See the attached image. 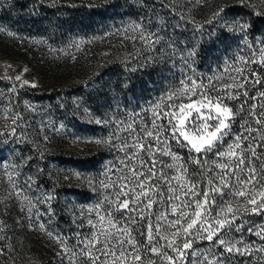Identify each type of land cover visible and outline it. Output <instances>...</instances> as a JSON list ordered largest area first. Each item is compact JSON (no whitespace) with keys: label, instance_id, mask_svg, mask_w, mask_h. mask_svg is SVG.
Wrapping results in <instances>:
<instances>
[{"label":"trees","instance_id":"trees-1","mask_svg":"<svg viewBox=\"0 0 264 264\" xmlns=\"http://www.w3.org/2000/svg\"><path fill=\"white\" fill-rule=\"evenodd\" d=\"M245 2L248 7L239 6V0H93L75 9H64L52 4L27 6L13 0V8L3 13L2 18L8 17L16 28L27 32H45L58 38L74 32L89 37V41L95 43L102 32L110 31L120 21L132 19L141 23L150 33H156L153 39L158 37L161 41L154 48H146L136 36L134 41L129 40L128 55L121 53V48H113L109 59L76 83L50 91L39 86H27L5 95L7 103L17 111L13 122L15 129L7 134L12 142L7 152L13 156L22 172L31 176L54 197L50 200V207L55 224H68L75 204L90 195V190L57 184V173L52 161L70 160L79 170L94 171L98 168L102 149L77 157L56 154L43 160L36 146L37 136L26 132L28 120L24 119L25 100L48 103L49 109L60 116L59 120L71 133L101 136L105 134L106 128H110L112 136L113 133H120L123 134L121 137H127L126 132L118 131L121 122L125 127L135 122L137 132L145 124L151 127L154 111L162 114L169 110L172 103L188 98L187 95L179 99L177 96L186 87H192L191 79H195L197 85H203L205 89L209 84L216 88H235L243 84L244 87L238 89L241 93L238 99L224 101L233 112L232 134L224 139V146H218L217 150L227 151V146L233 144L235 136L240 135L241 148L256 169L257 185L264 186V58L259 51L264 45L257 44L251 50L247 46L252 43L253 37L259 39L264 33V20L252 14L264 11V0ZM229 5L234 7L224 18H214L213 14L220 7ZM234 19L254 21L255 31L241 33L239 29L229 30ZM226 22L229 29L223 28ZM66 27L67 32L64 30ZM193 48L198 55L188 59L190 67L185 68V58ZM185 77L190 79L186 84L181 83ZM255 80L260 82L252 83ZM245 91L247 96L243 95ZM232 94L235 95V92ZM209 95L215 98L216 93L209 92ZM97 120L101 123H96ZM248 129L252 130L250 135ZM164 135L167 136L168 132ZM244 136L248 138L244 139ZM169 144V150L179 159L173 161L170 156H162L157 151V174L163 169L168 177L182 176L185 183L198 185L201 193L209 187V178L217 182L214 173L219 171L220 163L229 159L225 157L220 160L214 153H190L174 140H169ZM249 145L255 157L247 151ZM141 156L151 167L150 158L144 153ZM249 159H246V163ZM169 164L176 167H166ZM180 166L186 167L187 171L178 173L176 168ZM153 183L158 181L154 179ZM161 188L164 196H167L166 187L161 185ZM240 218L242 231L231 230L227 233L234 241H244L237 243V248L243 250L248 246L249 251L243 255L235 251L232 254L224 252L225 258L220 260L221 253L214 238L213 248L218 251H215L217 257L214 261H219V264H264V251L261 250L264 249V237L255 234L264 229V213H247ZM250 227L252 233L248 231ZM188 262L182 261L181 264Z\"/></svg>","mask_w":264,"mask_h":264},{"label":"rangeland","instance_id":"rangeland-1","mask_svg":"<svg viewBox=\"0 0 264 264\" xmlns=\"http://www.w3.org/2000/svg\"><path fill=\"white\" fill-rule=\"evenodd\" d=\"M18 1L27 6L52 4L64 9H75L93 0ZM12 2L13 0H0V264H69V255L77 251V244L81 238H91L93 232L96 231L88 224V220L91 219L98 228L99 217L104 216L106 221L109 218L108 213H111L114 224L116 221L121 222L116 224L117 228L127 226L130 229L131 237L141 249L139 254L142 264H167L164 257L151 253V247L160 248L166 245L167 241H174L182 246L188 238L183 236L182 229L180 234H175V227L166 226L168 221L176 218L171 212V206L167 203L153 204L150 211L154 226V245L147 243L148 217L141 221L136 212L116 210L118 202L124 199L131 201V196L117 197L116 192L119 188L111 186L117 177L122 175L120 162L124 159V152L118 150L117 147L121 144V140L112 138V129L106 128L105 134L101 136L74 134L69 132L59 120L60 116L54 110L49 109L48 103L35 100L24 101L26 107L24 119L28 120L26 132L37 136L36 146L43 160L56 154L77 157L92 150L102 149L100 152L102 159H98V168L94 171L79 170L70 160L57 163L53 160L51 163L57 173V184L84 187L90 190V195L77 201L71 219L66 225L55 224L52 221L51 207V211L45 215H36L37 209L45 212L48 208L50 202L45 203L44 197L51 194L38 185L31 176L22 172L13 156L7 152L9 147H12L11 138L7 134L15 129L13 122L17 115V111L6 101L5 95L8 92L33 85L50 91L84 79L104 60L109 59L108 55L113 48H121L120 52L128 55L129 40L134 41V37L139 36V32L134 31L133 28L142 24L132 19L120 21V24L110 31L102 32L99 41L95 43L89 41V37L77 35L74 32L58 38L45 32H27L22 28H16L8 17L3 19L2 14L8 13L13 8ZM67 29L68 27L64 28L65 32ZM149 33L145 30V35ZM17 77L19 79H16ZM25 81L28 82L27 85L24 84ZM180 102L190 101L188 98L182 99L176 104ZM117 134L120 137L123 136V134ZM180 177L179 179L184 182V178ZM29 178L31 185L27 183ZM120 183L124 181L121 180ZM173 183H176L175 179ZM105 184L110 186L105 188ZM19 193L23 194L18 195ZM181 194L177 193V195ZM155 198L154 196L153 199ZM211 199L210 195L209 200ZM37 200L41 203H37ZM225 200L234 210L239 209L238 219L234 221V224L239 226L240 217L246 215L244 214L245 199L225 197ZM248 207L250 209L251 206ZM29 208H31V214ZM165 211L167 220L161 222L162 231L157 234L156 218L160 212ZM145 212L148 210L145 209ZM248 213L251 214L250 211ZM128 216L135 217L136 222L125 223V218ZM182 224L186 226V222ZM104 226L107 227V224L105 223ZM232 230L236 231L235 228ZM228 233L223 238L234 240ZM193 248L202 254V259H206L208 264H212L217 257L216 252L218 251H216L217 248H213V242L193 239ZM64 249H67V252ZM162 250L168 255H173L172 250L167 247ZM187 251L189 262L186 264H191V251ZM224 252V247L220 246L219 253ZM73 264H76V260H73ZM79 264H87V262L80 259ZM196 264H200V261L198 260Z\"/></svg>","mask_w":264,"mask_h":264},{"label":"snow or ice","instance_id":"snow-or-ice-1","mask_svg":"<svg viewBox=\"0 0 264 264\" xmlns=\"http://www.w3.org/2000/svg\"><path fill=\"white\" fill-rule=\"evenodd\" d=\"M239 6L248 7L249 5L245 0H239ZM232 5L220 7L215 12L214 18H224L225 15L231 11ZM258 19L264 20V11L253 12ZM255 22H246L242 19H234L231 29L226 22L223 25L224 29L236 30L239 29L241 33L254 32ZM134 31L139 32V39L144 42L146 48H154L159 44L160 38H155L156 33H149L145 35V29L142 25L134 26ZM226 34V33H225ZM264 45V33L257 39L253 37L252 43L246 45L254 49L256 45ZM259 51L264 58V47ZM198 55L195 48L187 53V58L184 61V67L189 68L188 59ZM16 79H19L17 77ZM190 78L185 77L181 83L186 84ZM259 80L252 81V83H259ZM28 84L27 81L24 82ZM192 87H186L184 91L180 92L177 98L188 96L190 102L179 104L172 103L169 110L162 114L153 112L151 127L143 125L140 131H136L135 122L128 124L126 127L123 122L120 123L118 131L122 130L127 133V137H120L117 133H113V139H120L121 144L118 150L124 152V159L121 160V173L117 180L112 183L113 188H119L116 192L117 197L120 195L131 196L129 199H124L122 202L117 203V211L126 210L129 213H138L139 220L143 221L148 217L147 224V243L154 245L155 236L153 234V224L150 217V211L153 204L171 206V212L175 214L176 218L167 222V227H175L176 233L182 234L188 239L182 244L177 245L174 241H167L166 245L160 248L156 246L151 247V253L164 257L167 264H181L182 261L188 260V251H191V264H196L199 260L200 264H208L206 259H202V254L193 248V239L207 240L213 242L214 238L217 247L223 246L225 253L232 254L234 251L243 255L248 252V246L243 250L236 247L237 243H244L243 240H225L223 236L230 232L233 228L237 232H241L243 225H235L234 221L238 219L237 213L239 209H233L225 197L244 198L245 213L249 211L251 214L264 213V186L257 185L256 169L251 165L250 159L246 157L245 151L241 148V136L237 135L234 138L233 144L227 146V151H218V146L223 147V141L229 137L231 133V120L233 117L232 109L227 107L224 101L238 99L241 93L239 88L244 87L243 84L237 85L235 88L227 86L224 88H216L214 85L209 84L205 89L203 85H197L195 79H191ZM34 86V85H33ZM209 92L216 93L215 98L209 95ZM235 92V95L232 93ZM190 94V95H189ZM247 96V91L243 92ZM192 96H198V99H191ZM171 99V97H170ZM253 107H255L253 105ZM166 121L167 123H161ZM96 123H101L97 120ZM143 123V122H141ZM168 132L165 136L164 133ZM249 135L251 129L247 130ZM244 136V139H247ZM169 140H174L180 144L181 147L187 148L191 153L194 151L197 154L201 153H214L218 159L223 160L225 157L229 159L227 162L219 164V171L214 173V183L212 178L208 179L209 187L203 193L198 189L196 184H185L177 177H168L164 174L163 169L157 174V159L156 152L158 151L162 156H170L173 161L179 157L171 152ZM131 141V142H129ZM99 142V141H98ZM252 157H255V152L249 145L248 150ZM141 153L150 158L151 167ZM246 159L249 162L246 163ZM199 163V161H193ZM162 163V162H161ZM168 168H175L174 164L166 165ZM178 173H185L186 167L180 166L176 168ZM11 179V177H10ZM158 183H153V180ZM176 183H173V180ZM123 180L124 183H120ZM31 185V179L27 181ZM134 185V187H133ZM161 185L166 187L167 197L164 196V191ZM105 184L104 187H109ZM260 189L259 191L257 189ZM177 193H182L177 195ZM19 193L18 195H22ZM212 199L209 200V196ZM156 197L153 199V197ZM201 196L203 197L201 199ZM219 197V200H217ZM259 197V199H258ZM51 195L44 197V202L48 203L53 199ZM30 203V202H29ZM37 203H41L37 200ZM114 203H116L114 201ZM248 206H251L250 209ZM145 209L148 212H145ZM215 210V214H213ZM50 203L45 212L36 211L37 216H43L50 212ZM31 214V208H29ZM229 216L231 218L229 219ZM108 219L105 221L104 216H100L98 220L99 227L93 224L91 219L88 224L96 231L93 232L91 238H81L77 244V251L69 255V264H79L80 259L86 260L87 264H142L140 251L134 239L131 237L130 229L127 226L117 228L116 224L121 223L116 221L113 223L111 213H108ZM155 225L156 233L162 231L161 222L167 220V213L160 212L156 218ZM135 223L136 218L128 216L125 218V223ZM182 222H186L183 226ZM105 223L107 227H105ZM43 227V224H41ZM249 233L253 232L250 227ZM257 236L264 237V229L255 233ZM95 241V243H94ZM167 247L172 250L173 255H168L162 248ZM131 249V250H129ZM264 251V249H261ZM67 252V249H64ZM225 258L224 253L220 254V260ZM212 264H219V261H213Z\"/></svg>","mask_w":264,"mask_h":264}]
</instances>
